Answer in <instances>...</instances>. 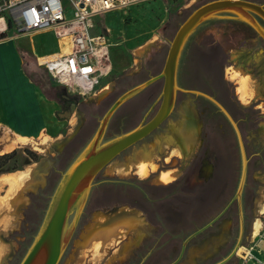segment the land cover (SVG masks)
Instances as JSON below:
<instances>
[{
  "label": "rangeland",
  "instance_id": "374dc122",
  "mask_svg": "<svg viewBox=\"0 0 264 264\" xmlns=\"http://www.w3.org/2000/svg\"><path fill=\"white\" fill-rule=\"evenodd\" d=\"M205 1L208 0H141L95 18L96 28L109 31L106 60L109 71L88 95H80L55 83L46 67L36 61L34 53L40 58L58 50L54 31L38 32L15 40L28 74L47 96L58 102V111L71 117V122L47 149L41 150L43 147L39 146L37 151H31L26 146H19L11 152L0 153V172L18 168L27 159L26 154L37 159L49 153L53 160L51 175L59 172L61 176L87 145L112 101L161 70L176 29L195 7ZM253 1L264 4V0ZM61 49L64 51L63 46ZM162 82L163 79H158L126 100L112 115L104 139L132 128L142 115L151 116L160 103ZM177 83L182 88L210 95L218 104L196 92H177L171 113L173 117H169L167 123L177 135L179 148L164 134L159 147L161 153L154 155L164 162H168L173 155L175 159L172 163L184 166L182 180L174 185L182 193L180 217L173 226L165 225L163 233L167 237L169 230H180L183 239L222 210L238 186L242 145L247 159L241 199L245 230L234 255L224 263L241 264L239 255L244 249L241 246L259 241L258 238L264 234L261 231L264 226V39L233 13L221 12L207 19L191 33L184 45L178 64ZM130 149L122 155L126 157ZM205 150L215 158L213 176L207 180L198 177ZM150 152L152 149L145 148L133 159L128 158V162L140 159L139 162L145 164L151 158L148 157ZM112 165L108 163L97 174L94 183L110 177ZM55 186L43 187V197L42 194L37 197L42 209L30 211L22 228L23 233L13 235L21 242L15 244L16 249L11 255L13 259H4V264L7 261V264H18L41 223ZM147 190L145 186L144 191ZM91 205L90 200L60 264H116L112 258L104 260L103 255L102 260H95L99 251L94 247L101 244V235L97 243L92 242L91 245L82 240L85 231L97 219V216H91L94 212ZM238 211L236 201H233L217 220L190 240L184 258L177 264H212L228 254L239 235ZM258 222L261 227L257 231ZM178 226L181 228L177 229ZM180 244L181 241L176 242L172 249H164L163 241L156 247L145 243L153 250L144 264L171 262ZM88 247L92 250L87 251L91 249ZM2 254L1 247L0 264L3 263Z\"/></svg>",
  "mask_w": 264,
  "mask_h": 264
},
{
  "label": "crops",
  "instance_id": "0c3cea01",
  "mask_svg": "<svg viewBox=\"0 0 264 264\" xmlns=\"http://www.w3.org/2000/svg\"><path fill=\"white\" fill-rule=\"evenodd\" d=\"M116 10L121 9L107 12ZM96 27L95 31L107 32L109 35L106 29L99 30ZM47 30L53 31L44 29L38 32ZM25 36L27 35L20 37ZM20 37L0 41V153L10 152L6 148L8 145L13 146L11 151L19 146H26L31 151H37L39 146L43 147L41 150L47 149L71 122V117L58 111V102L47 96L28 74L21 51L14 43ZM60 52L59 44L58 50L52 54L39 58L33 53L36 61L42 63ZM154 146L159 148L161 145L150 146V149ZM155 152L157 151L152 149L148 154L151 158L145 164L139 162V159L133 160L132 163L127 161L120 166L112 165L110 177L106 176L104 180L93 183L87 202L91 200V206L94 207L91 216H97V219L85 231L82 240L91 245L92 242L97 243L101 235V244L94 247L99 251V255L95 253V260L101 259V255L104 256L110 247L121 250L120 254L116 253L111 257L117 260L127 258L133 246L141 241L152 244L149 245L151 247H156L163 241L164 249H172L176 242L182 241L180 230L167 232L169 235L165 237L166 233L143 229V225H148L149 228L156 225L155 213L163 219L164 225L171 226L176 223L181 212L182 193L174 188L177 184L174 179L180 172L167 168L151 176L156 169L152 158L156 155ZM48 154L45 153L44 157L37 159L26 154L27 159L18 168L0 172V245L3 250L1 259L11 257L12 251L16 249L15 244L21 242L13 235L23 233L22 228L26 225L25 219L30 216L29 212L41 208L37 197L39 194L43 197V187L53 184L55 186L60 179L59 172L51 175L53 160ZM214 169L212 168L211 175L205 177V180L213 176ZM145 186L148 189L146 192ZM113 206L118 207V212H128L124 216H118V213L109 211ZM261 231H264V226ZM250 246L255 254H259L261 249H264V239L241 247L245 249ZM88 248L91 249L87 251L92 250V247ZM240 261L241 264H248L242 258Z\"/></svg>",
  "mask_w": 264,
  "mask_h": 264
},
{
  "label": "water",
  "instance_id": "95a60500",
  "mask_svg": "<svg viewBox=\"0 0 264 264\" xmlns=\"http://www.w3.org/2000/svg\"><path fill=\"white\" fill-rule=\"evenodd\" d=\"M221 12H230L239 16L264 39V4L262 3L253 0H208L195 7L176 29L161 70L128 88L112 101L100 118L99 124L87 145L73 159L66 170L61 173L60 179L50 196L41 223L18 264H58L60 262L79 223L97 174L115 156L151 133L172 113L179 90L196 92L216 102L213 97L204 92L179 86L177 71L180 56L188 37L202 22ZM158 79H163L161 99L153 115L129 130L104 139L108 123L116 110L126 100ZM240 150L242 158L241 174L232 197V200H237L239 208V235L231 251L212 264H224L228 261L239 247L243 233L241 199L246 179L247 159L242 145H240ZM204 167L203 170H207L205 177L210 176L212 172L211 164ZM228 206L229 204L210 221L187 235L182 241L178 256L166 264H176L183 255L186 243L210 226Z\"/></svg>",
  "mask_w": 264,
  "mask_h": 264
},
{
  "label": "built area",
  "instance_id": "2783aa9c",
  "mask_svg": "<svg viewBox=\"0 0 264 264\" xmlns=\"http://www.w3.org/2000/svg\"><path fill=\"white\" fill-rule=\"evenodd\" d=\"M141 0H0V41L52 29L67 40L64 52L43 64L50 78L70 91L88 95L109 71L110 45L107 32L95 31V18L113 9H123ZM264 239V234L259 241ZM240 257L248 264H264L252 246Z\"/></svg>",
  "mask_w": 264,
  "mask_h": 264
},
{
  "label": "flooded vegetation",
  "instance_id": "af4514ba",
  "mask_svg": "<svg viewBox=\"0 0 264 264\" xmlns=\"http://www.w3.org/2000/svg\"><path fill=\"white\" fill-rule=\"evenodd\" d=\"M176 102V101H175ZM174 107H175V105H174ZM150 111H152V110H150ZM149 115V114H148ZM145 116V115H142L141 117H140V119L138 120V122L134 125V126H136L137 124H139L140 122H144V121H146V120H148L151 116ZM225 115V114H224ZM172 118L173 117V114L171 115H169L156 129H154L151 133H149L147 136H145L144 138H142L141 140H139V141H137L136 143H134L133 145H131V146H129L128 148H126L125 150H123L121 153H119L117 156H115L112 160H111V163L113 164V165H117V166H120V165H123L124 163H126L129 159L128 158H130V159H133L136 155H138L139 153H141L142 152V150L143 149H145V148H147V149H150V146H153V145H161V143H162V140H163V137H164V134H166L167 136H169L172 140H173V142H172V144L175 146V147H178L179 148V146H177L178 144L180 145V142L178 141V138H177V135L175 134V132L172 130V129H170V128H168V120L170 119V118ZM174 121H176V120H174ZM133 126V127H134ZM167 126V127H166ZM130 129V128H129ZM129 129H127V130H129ZM126 131V130H125ZM121 133V132H120ZM158 147V146H157ZM131 148V149H130ZM130 149V153H126L127 154V156L125 157V155H122V153H124V152H126L127 150H129ZM153 150H155V151H157V152H155V153H157V155L159 154V153H161V151H160V149L159 148H156L155 146H154V148H152ZM128 155H130V156H128ZM125 157V159H123ZM153 157H155V156H153ZM154 159V163H155V165H157L156 166V169L154 170V172H152L151 173V176L154 174V173H158V172H160V171H162V170H164V169H175L176 171H179L180 172V175L177 177V178H175L174 179V182L175 183H179V181L180 180H182V178H183V173H182V171H183V169H184V166L181 164V163H172V160L173 159H175L174 158V156L172 155L171 157H170V159H169V161L168 162H164V161H162V159H158V158H153ZM215 158H212L209 154H208V150H205V152H204V157L200 160V166H199V168H198V177L199 178H203V179H205V175H206V173H207V170H203V169H205V165L207 166V165H209V164H211V166H212V168L214 169V167H215V160H214ZM115 179H117L116 178V176H115ZM243 193V192H242ZM145 194V193H144ZM144 198H146V196H143ZM233 197V196H232ZM232 197H231V199L226 203V205L227 204H229V206L231 205V203L233 202V201H236V205L238 206V204H237V200L236 199H234V200H232ZM226 205H224L223 206V208L226 206ZM228 206V207H229ZM227 207V208H228ZM222 208V209H223ZM227 210V209H226ZM225 210V211H226ZM109 211L110 212H112L113 214H117L118 213V216L119 215H121V216H124V215H126V213L128 212H125V211H123V210H121L120 212H118L119 210H118V207L117 206H113V207H111L110 209H109ZM224 211V212H225ZM223 212V213H224ZM222 213V214H223ZM83 214V213H82ZM129 214V213H128ZM221 214V215H222ZM220 215V216H221ZM219 216V217H220ZM81 217H82V215H81ZM81 217H80V220H81ZM218 217V218H219ZM217 218V219H218ZM216 219V220H217ZM80 220H79V223H78V225H77V227H76V229H75V232L77 231V228H78V226H79V224H80ZM154 221H155V224L156 225H154V227H148V225H143V229H146V230H149L150 229V231L152 230V231H160V232H164L165 230H164V221H163V219L161 218V217H159V215L157 214V213H155V217H154ZM238 222H239V216H238ZM205 224V223H204ZM203 224V225H204ZM180 225V224H179ZM173 226V225H172ZM181 227L180 226H178L177 227V229H180ZM207 228V227H206ZM196 230V229H195ZM239 230V229H238ZM244 230H245V221H244V218H243V233H244ZM203 231V230H202ZM201 231V232H202ZM75 232L73 233V236H74V234H75ZM168 232H171L170 230L168 231ZM193 232V231H192ZM191 233V232H190ZM189 233V234H190ZM200 233V232H199ZM198 233V234H199ZM243 233H242V235H243ZM188 234V235H189ZM197 235V234H196ZM73 236H72V238H73ZM187 236V235H186ZM185 236V237H186ZM184 237V238H185ZM72 238H71V240H70V242L72 241ZM184 238L182 239V241L184 240ZM193 238V237H192ZM191 238V239H192ZM190 239V240H191ZM241 239H242V237H241ZM190 240L186 243V245H185V248H184V252H183V255H182V257H181V259L178 261V262H180L183 258H184V256H185V251H186V249L188 248V246H189V244H190ZM182 241H181V244H182ZM69 242V243H70ZM145 243L146 242H144V241H141V242H139L138 244H135L134 246H133V249L128 253V256H127V258H125V259H115L114 260V262L116 263V264H144L147 260H148V258H149V256H150V253H151V250H153V249H151V248H147L146 246H145ZM181 244H180V249H181ZM68 246H69V244H68ZM68 246H67V248L65 249V251H64V253H63V256H62V258H61V260H60V262L64 259V256H65V254H66V252H67V249H68ZM180 249H179V251H178V253H177V255H176V257L178 256V254H179V252H180ZM145 250V252L143 253V251ZM120 252H121V250L119 249V248H117V247H115V249H114V247H110V248H108L107 250H106V252H105V255H104V257H103V259L104 260H109V259H111V257L114 255V254H116V253H119L120 254ZM229 253V252H228ZM140 254H141V256H140ZM138 256V257H137ZM13 257L14 256H12V257H8L9 258V260H11V259H13ZM175 257V258H176ZM11 258V259H10ZM174 258V259H175ZM7 259V258H6ZM173 259V260H174ZM3 260V263L2 264H4V262H5V260L4 259H2ZM102 260V259H101ZM134 260H136L135 262H134ZM9 261H7L5 264H7ZM60 262L58 263V264H60ZM177 262V263H178ZM101 263H102V261H101ZM176 263V264H177ZM214 263V262H213Z\"/></svg>",
  "mask_w": 264,
  "mask_h": 264
},
{
  "label": "bare ground",
  "instance_id": "6f19581e",
  "mask_svg": "<svg viewBox=\"0 0 264 264\" xmlns=\"http://www.w3.org/2000/svg\"><path fill=\"white\" fill-rule=\"evenodd\" d=\"M56 34V33H55ZM56 36H57V40H58V43L60 44V46H63L64 47V51L66 50V47H67V40L66 39H64L63 37H60V36H58L57 34H56ZM62 49H61V52H64ZM60 52V53H61ZM7 146V145H6ZM11 146L12 145H8L6 148L8 149V151H11ZM13 147V146H12ZM5 148V147H4ZM5 148V149H6ZM5 149H4V151H5ZM1 152V151H0ZM256 227H257V231H258V229L261 227V224L258 222L257 223V225H256Z\"/></svg>",
  "mask_w": 264,
  "mask_h": 264
},
{
  "label": "trees",
  "instance_id": "16d2710c",
  "mask_svg": "<svg viewBox=\"0 0 264 264\" xmlns=\"http://www.w3.org/2000/svg\"><path fill=\"white\" fill-rule=\"evenodd\" d=\"M11 152V151H10Z\"/></svg>",
  "mask_w": 264,
  "mask_h": 264
}]
</instances>
